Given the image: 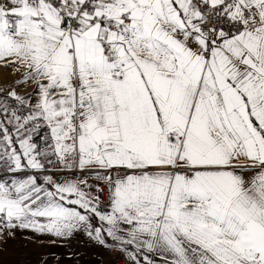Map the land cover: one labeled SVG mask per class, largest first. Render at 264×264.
<instances>
[{
  "label": "snow or ice",
  "instance_id": "1",
  "mask_svg": "<svg viewBox=\"0 0 264 264\" xmlns=\"http://www.w3.org/2000/svg\"><path fill=\"white\" fill-rule=\"evenodd\" d=\"M0 68V250L264 264V0H0Z\"/></svg>",
  "mask_w": 264,
  "mask_h": 264
},
{
  "label": "crops",
  "instance_id": "2",
  "mask_svg": "<svg viewBox=\"0 0 264 264\" xmlns=\"http://www.w3.org/2000/svg\"><path fill=\"white\" fill-rule=\"evenodd\" d=\"M11 78L0 68V84ZM107 203V197H104ZM94 224L98 223L93 221ZM23 233H18L14 240L0 250V264H39L41 257H47L48 264H118L119 255L114 250L91 243L82 232L71 240H56L54 243L25 242ZM49 241L52 237H41Z\"/></svg>",
  "mask_w": 264,
  "mask_h": 264
},
{
  "label": "built area",
  "instance_id": "3",
  "mask_svg": "<svg viewBox=\"0 0 264 264\" xmlns=\"http://www.w3.org/2000/svg\"><path fill=\"white\" fill-rule=\"evenodd\" d=\"M118 264H124V261L120 256H119V263Z\"/></svg>",
  "mask_w": 264,
  "mask_h": 264
}]
</instances>
